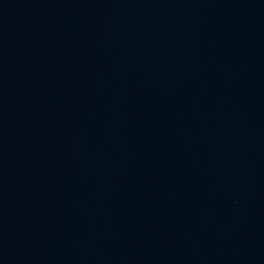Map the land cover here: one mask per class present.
Returning <instances> with one entry per match:
<instances>
[{
    "label": "water",
    "instance_id": "95a60500",
    "mask_svg": "<svg viewBox=\"0 0 264 264\" xmlns=\"http://www.w3.org/2000/svg\"><path fill=\"white\" fill-rule=\"evenodd\" d=\"M0 264H264V0H0Z\"/></svg>",
    "mask_w": 264,
    "mask_h": 264
}]
</instances>
